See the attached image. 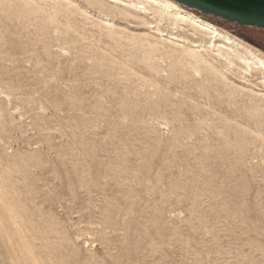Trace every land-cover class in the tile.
<instances>
[{"label":"rangeland","instance_id":"1","mask_svg":"<svg viewBox=\"0 0 264 264\" xmlns=\"http://www.w3.org/2000/svg\"><path fill=\"white\" fill-rule=\"evenodd\" d=\"M182 7L264 54V27ZM154 22L0 0V264H264L261 74Z\"/></svg>","mask_w":264,"mask_h":264},{"label":"bare ground","instance_id":"2","mask_svg":"<svg viewBox=\"0 0 264 264\" xmlns=\"http://www.w3.org/2000/svg\"><path fill=\"white\" fill-rule=\"evenodd\" d=\"M109 1L118 4L124 10L133 11L135 14L149 15L151 19L155 20L154 24L148 23L149 27L154 28L152 32L160 37L167 35V33L161 31L157 26L167 23L174 26V29L177 30H174L173 33L178 35L169 34V38L172 40L169 39L168 41L174 45L183 47L185 49L184 51L191 56L198 57L201 55V52L211 50L215 51L214 55L220 56L228 62H232V57H238L245 67L244 71L248 74H252V72L256 70L260 72L261 75L256 78L259 79L257 80L258 82L264 84V54L261 51H252L248 49L241 41L237 40L229 33L222 32L214 24L208 22L207 19L192 14L182 6L188 9H197L208 13H214L215 15L225 17L229 20H235L242 24H252L250 20L219 12L189 0ZM200 36L204 37L206 41H203V39L198 40ZM256 94L264 96V93H260L259 90ZM26 258L31 261L30 257L27 256Z\"/></svg>","mask_w":264,"mask_h":264},{"label":"water","instance_id":"3","mask_svg":"<svg viewBox=\"0 0 264 264\" xmlns=\"http://www.w3.org/2000/svg\"><path fill=\"white\" fill-rule=\"evenodd\" d=\"M264 27V0H189Z\"/></svg>","mask_w":264,"mask_h":264}]
</instances>
